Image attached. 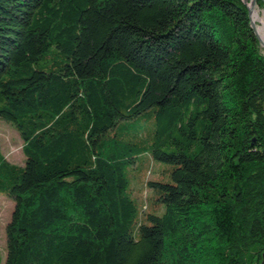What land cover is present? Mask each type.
Segmentation results:
<instances>
[{
    "label": "trees",
    "instance_id": "1",
    "mask_svg": "<svg viewBox=\"0 0 264 264\" xmlns=\"http://www.w3.org/2000/svg\"><path fill=\"white\" fill-rule=\"evenodd\" d=\"M0 120L25 157L0 145V264H264V49L243 0H0Z\"/></svg>",
    "mask_w": 264,
    "mask_h": 264
},
{
    "label": "rangeland",
    "instance_id": "2",
    "mask_svg": "<svg viewBox=\"0 0 264 264\" xmlns=\"http://www.w3.org/2000/svg\"><path fill=\"white\" fill-rule=\"evenodd\" d=\"M243 1L250 9H251L250 4H252L253 2H256L257 11H259L261 18L264 19V10L258 6V2H257L258 0H243ZM253 24L255 26V30L256 29L259 30L258 28L260 25L258 23H253ZM262 36H263L262 41L260 43H262L261 45H262V48L264 49V35ZM0 145L2 148L3 154L5 155V157L10 163L14 165H18V166L24 165L25 157L22 151L23 141L20 138L17 131L14 129V127H12L7 122L2 121V120H0ZM160 166H163V164L157 163V162L151 163L150 161L144 158V164H143L142 169L144 172L147 171L148 169H153L154 172H157ZM147 179L155 180L156 175L152 172L151 174L148 175ZM141 186H142V196L145 199L147 196L149 197L151 195V191L146 189L145 183L140 185V187ZM13 208H14V201L10 198L0 195V250L2 251L3 258H5L6 256L5 227H6L7 222H9L10 220V216H11Z\"/></svg>",
    "mask_w": 264,
    "mask_h": 264
},
{
    "label": "bare ground",
    "instance_id": "3",
    "mask_svg": "<svg viewBox=\"0 0 264 264\" xmlns=\"http://www.w3.org/2000/svg\"><path fill=\"white\" fill-rule=\"evenodd\" d=\"M251 7V18L253 23H258L259 26V32L264 35V19L261 18L259 11H257V5L256 2H253L250 4Z\"/></svg>",
    "mask_w": 264,
    "mask_h": 264
},
{
    "label": "water",
    "instance_id": "4",
    "mask_svg": "<svg viewBox=\"0 0 264 264\" xmlns=\"http://www.w3.org/2000/svg\"><path fill=\"white\" fill-rule=\"evenodd\" d=\"M245 3V2H244ZM249 16H250V21H251V27H252V29L254 30V32H255V34L257 35V32H256V30H255V26H254V24H253V22H252V18H251V9L249 8ZM257 37H258V35H257ZM258 39H259V37H258ZM260 40V39H259ZM260 42H261V40H260ZM262 44V43H261Z\"/></svg>",
    "mask_w": 264,
    "mask_h": 264
}]
</instances>
